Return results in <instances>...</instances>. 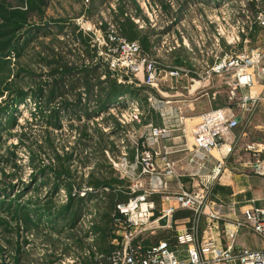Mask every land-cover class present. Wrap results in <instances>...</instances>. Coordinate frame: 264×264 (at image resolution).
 <instances>
[{
	"label": "rangeland",
	"instance_id": "1",
	"mask_svg": "<svg viewBox=\"0 0 264 264\" xmlns=\"http://www.w3.org/2000/svg\"><path fill=\"white\" fill-rule=\"evenodd\" d=\"M241 1L0 0V264H110L112 252L128 231L115 210L107 229L109 250L106 255L93 254V223L100 214L96 213L100 198L89 195L92 188L85 181L106 157L104 164L125 178L121 189L128 197L132 178L123 165V152L145 137L143 125L130 119L133 103L141 106V96L148 95L155 98L157 110L167 112L168 104L165 95L141 75H125L130 81L117 77L118 82L143 87L138 96L123 94L105 105H98L82 84L71 91L69 78L98 60L93 48L86 55L76 39L78 31L92 39L96 50L97 38L115 32L122 8L141 32L137 41L159 71L156 87L164 91L170 86L162 75L170 67L195 71L205 66L211 32L228 30L242 15ZM254 5H250L253 12ZM234 11H238L235 16ZM224 36L219 39L220 48L229 50L231 44ZM247 37L249 47L264 48L263 28L254 24ZM143 38L148 40L147 48ZM224 77L209 80L227 82ZM254 83H264V74ZM226 92L224 87L220 107L234 101ZM235 147L231 144L221 173L211 182L200 176L195 189L203 188L212 197L211 187L221 184L222 177L244 173L252 178L256 194L249 204L264 203V171L258 166L264 163V153L259 163L248 156L251 165L244 172L235 167L236 154L225 166ZM185 214L189 227L199 225L197 214ZM153 229L160 228L153 226L141 235L142 244L174 242L173 228ZM258 241L252 236L251 242Z\"/></svg>",
	"mask_w": 264,
	"mask_h": 264
},
{
	"label": "built area",
	"instance_id": "2",
	"mask_svg": "<svg viewBox=\"0 0 264 264\" xmlns=\"http://www.w3.org/2000/svg\"><path fill=\"white\" fill-rule=\"evenodd\" d=\"M261 1L263 4L258 5ZM255 2V11H251L250 5ZM242 15L235 18L228 30L216 29L211 32V47L206 50V62L193 72V78L201 80L212 76L227 77L228 98L236 99L241 107H247L253 95H238L242 88L251 87L257 76L264 74V48L249 47L247 33L255 24L264 29V0H242L239 4ZM236 10V9H235ZM238 11H234V16ZM215 20L209 21L212 24ZM231 44L232 48L223 50L220 48L221 36ZM97 57L104 62L107 68L113 72L119 80H129V76L141 75L143 80L152 87L159 82V71L155 64L148 60V53L143 50L137 40H128L117 30L111 34L97 38ZM107 40V41H105ZM243 47L238 48V44ZM174 48V47H173ZM171 49V48H170ZM210 59V62H209ZM190 71L180 67H170L162 75L165 80H179L188 75ZM103 77V76H102ZM148 103L154 106L155 98L148 96ZM131 110V120L141 121L143 108L135 101ZM175 121L169 122L163 118L161 125L149 123L144 126L147 135L144 139L135 143L136 151L134 163L129 165L123 152L124 164L129 168L132 182L128 188L129 196L116 204L115 210L123 216L128 231H124L121 246L110 256V264H264V204L247 205L242 209L240 217L229 219L219 211L214 210L208 203L207 190L180 189L171 191L167 188L166 178L175 174V163L168 156L167 151L156 150L153 145L164 139H170L175 130L186 132L185 116L177 112ZM120 121V120H119ZM123 122V121H121ZM238 117L223 107L202 112L198 116L197 123L191 129L194 151L202 154H210L220 146L224 136L237 127ZM260 146V147H259ZM246 148L257 156V152L264 149V144L255 145L249 143ZM194 161V156L191 157ZM259 163L260 159L256 158ZM264 171V163L261 165ZM202 163L199 164V168ZM222 171V161L218 160L211 168L207 182L214 180ZM159 194L164 200L174 201L179 208L189 209L198 217L205 215L208 221L224 220L222 229L223 244H218L213 236L199 237L195 227L176 236L178 245H185L184 256L179 249L167 245L146 246L141 243V235L152 228L161 217H167V226L170 225V217L173 208H165L157 216L153 211L156 207L153 195ZM210 202V201H209ZM241 231H248L258 236L262 242L261 248H250L238 244V236Z\"/></svg>",
	"mask_w": 264,
	"mask_h": 264
},
{
	"label": "crops",
	"instance_id": "3",
	"mask_svg": "<svg viewBox=\"0 0 264 264\" xmlns=\"http://www.w3.org/2000/svg\"><path fill=\"white\" fill-rule=\"evenodd\" d=\"M193 72L190 71L188 75L183 76L177 81L173 79L168 80L169 90L161 91L159 87H155L156 90L165 95L166 104H168L165 106L168 110L167 112H162L160 109L157 110L161 116L159 125L162 124L163 118L169 122L175 121L173 117L179 112L185 116L187 127L185 133L175 130L170 139H164L160 143L158 142L153 145L156 150L167 151L168 156L175 163V174L166 178L167 188L171 191L195 189L200 176L208 175L212 166L218 160L223 162L228 153H230L231 144L236 146L235 151L225 160V166L227 167L228 164H231V159L236 154L237 158L235 157L234 160L235 167L244 172L250 169L251 163L249 157L259 158L262 162L261 156L264 153V151L257 152V156L255 157V154L246 148V145L249 143L259 145L264 141V83H254L251 87L242 88L238 91V95H253V97L257 98L254 101L250 100L247 107H241L236 99H233V103L227 107H223L238 117L239 124L224 136L219 147L213 149L210 154L194 151L193 137L191 135L192 127L197 123L196 120L202 112L220 107L222 101L221 94H223L224 87L227 90L226 96L228 97V85L224 81L220 83V80H215L216 82H214V79L210 81L209 78L203 80L195 79L193 78ZM224 78L227 79V77ZM261 93H263V96ZM144 130L146 136V129ZM193 156L194 161H191L190 159ZM201 163L202 167L199 168V164ZM220 182L221 184H216L215 188L211 187L210 192L213 193L212 197L217 198V200H213L212 197L208 196L207 201L211 203L208 209L212 206L214 210L219 211L229 219L240 217L239 213H242V209L250 205L249 202L256 197L255 191L251 187L252 178L244 173L235 174L232 178L228 177L227 174L222 177ZM214 189L215 191H213ZM152 197L156 204L153 213L159 214L163 209L168 207H172L173 211L170 217V225L161 226L159 227L160 229H153L151 232H162L161 230L164 231L166 228H173L174 242L169 246L179 249L180 255L184 256L185 245H178L176 243V236L192 228L188 224L189 216L185 213L195 212L179 208L174 201L164 200L159 194H155ZM211 200L213 201L211 202ZM251 204L261 205L264 203L252 202ZM200 218L199 225L193 226L196 229L197 235L203 238L213 236L218 244H223L224 241L221 233L224 227V220L218 219L211 223L205 215H202ZM252 236L256 235L248 231H241L237 238L238 244L250 248L263 247V242L258 236V243L251 242Z\"/></svg>",
	"mask_w": 264,
	"mask_h": 264
},
{
	"label": "trees",
	"instance_id": "4",
	"mask_svg": "<svg viewBox=\"0 0 264 264\" xmlns=\"http://www.w3.org/2000/svg\"><path fill=\"white\" fill-rule=\"evenodd\" d=\"M118 14L119 17H121V20L117 22L116 30L128 40H137L141 32L136 28V25L128 15H124L122 8L119 9ZM76 37L78 43H80L81 46H84V52L87 56H89V51L92 52V48L95 51V56H97V49L95 50L92 46V39L89 36L83 35L81 31H78ZM141 43L147 48V39L143 38ZM104 64V62L99 61L98 59L93 66L83 68L79 71L80 73L78 74L80 75L71 76L69 78L70 90L74 92L81 84L84 85L86 91L96 98L98 105H105V103L115 100L116 97L123 94L138 96L142 92L143 87L118 82L117 77L114 76L107 68L106 64ZM100 66H103L101 67L104 72L103 77L102 75L100 76L99 73ZM147 98L148 95H142L140 98V104L143 108V115L141 117L140 124L146 125L148 123H152L153 125H159L161 122L160 113L157 109H155V107L148 103ZM135 151V143L127 145L125 159L128 167L134 163ZM103 162H107L106 157L103 158ZM104 163H102V165H98L97 170H92L85 181L87 186L92 188L89 195L96 199L100 198L99 205L96 209V213L100 214L94 219V241L91 246L92 252L95 256L106 255L108 252L109 243L107 229L109 225V216L114 213L116 204L127 198L123 193L124 190L121 189L122 186L126 184L125 178L122 177L115 168L110 165H105ZM95 260L96 257H94L92 262H95Z\"/></svg>",
	"mask_w": 264,
	"mask_h": 264
},
{
	"label": "water",
	"instance_id": "5",
	"mask_svg": "<svg viewBox=\"0 0 264 264\" xmlns=\"http://www.w3.org/2000/svg\"><path fill=\"white\" fill-rule=\"evenodd\" d=\"M113 74H115V71L113 72ZM167 217L166 216H163L162 218H160L156 223H153L154 225H152V227H161V226H166L167 224Z\"/></svg>",
	"mask_w": 264,
	"mask_h": 264
}]
</instances>
